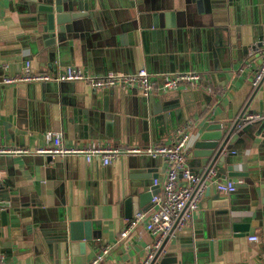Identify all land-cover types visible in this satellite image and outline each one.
<instances>
[{"label": "crops", "instance_id": "obj_1", "mask_svg": "<svg viewBox=\"0 0 264 264\" xmlns=\"http://www.w3.org/2000/svg\"><path fill=\"white\" fill-rule=\"evenodd\" d=\"M86 1L90 6L88 10L98 16L99 27H91L88 20V31L66 44L62 52L56 53L54 61H49L47 58L38 59L28 44L22 43L30 22L20 0H0V147L26 148L29 151L0 154V168L7 171L4 184L14 192L18 208L25 212L15 223L6 226L2 225L0 216V253L4 254L0 264H86L103 244H109L110 251L97 264L142 263L156 234L140 222L126 238L118 239L119 230L129 219L124 217L122 192L125 193L129 182L139 181L137 178L129 181V170L134 174L132 169H138L136 174L146 175L155 171L159 182H162L166 176V162L162 157L150 156L146 149L172 143L175 130L186 126L190 134L186 163L193 172L201 173L205 167L191 159L192 145L198 132L210 121L231 125L244 109L243 113L264 109V90L255 92L257 84L252 83L254 71L263 59L259 51L242 55L240 48L230 50L226 47L218 57L216 52L206 49V28L215 29L223 24L213 21L220 17L213 18L218 8L213 0H210L212 10L209 13L203 11L208 3L205 0H200V5L199 0H157L161 6L183 10L184 26L190 30L182 38L186 51L181 54L185 59L178 65H173L169 59L163 60V71L158 69L157 63L149 71L142 60L136 59L128 49L122 26L134 15L130 0H79L81 5ZM242 8L243 5H230L228 2V6L223 8L228 16L226 23L232 24L234 19L239 24L241 21L251 22L253 19L248 15L242 17ZM256 21V24L250 23L251 34L262 32L264 38L262 8ZM259 24L261 29L253 27ZM157 41L150 39L151 47L154 42L157 45ZM26 61L30 62L31 69L49 72L53 76L62 72L65 66L74 65L98 75L109 71L131 72L138 67H145L154 76L171 70H197L201 73V80L195 85L174 90L155 88L148 95L126 86H115L105 90L109 91L107 93L91 88L98 95L97 100H92L84 95L85 92L75 90L74 81L3 82L5 76L22 73ZM167 95L171 98L168 99ZM167 107L178 111L169 114ZM261 123L255 120L241 129L235 127L226 144L242 157L241 162L233 163V168L247 171L248 176L255 180L251 185L246 182L236 188L233 195H238L234 198L238 210L230 213L234 216L242 217L249 213L245 209L253 202L250 197L252 190L255 193L256 189V193L261 194V186H258L259 177L264 174V133L262 130L259 132ZM49 129L59 130L66 145L82 146L99 141L110 145L138 146L141 151L120 153L107 165L99 160L87 162L81 154L61 158L33 152V148L44 143V131ZM129 159L140 163L129 166ZM223 165L227 164L223 162ZM226 178L215 176L214 180ZM233 180L243 182L244 178L234 177ZM146 182L149 188L152 177H147ZM205 183L207 188L212 182L206 180ZM206 188L199 208L183 230L166 243L165 249L178 253L194 241L209 256L205 264H256L253 256L262 244L256 222H252L242 236L225 234L221 226L224 214H219L211 204L212 194L217 190L213 186L206 195ZM22 203L27 205L21 206ZM32 207L38 209L34 222L29 212ZM82 208L88 213L94 212V217L102 221L100 237L93 240V245L85 246L83 253L57 255L56 226L61 220V211ZM151 208L152 205L141 210L150 211ZM19 222L30 224L29 233L23 234ZM31 233L36 234L35 239ZM250 235H256L258 239L249 240ZM174 239L176 247L169 249Z\"/></svg>", "mask_w": 264, "mask_h": 264}, {"label": "water", "instance_id": "obj_2", "mask_svg": "<svg viewBox=\"0 0 264 264\" xmlns=\"http://www.w3.org/2000/svg\"><path fill=\"white\" fill-rule=\"evenodd\" d=\"M203 1V0H202ZM207 5H204V12H211L212 6L210 0ZM217 4V11L214 13L213 21L222 22L215 29L206 28V49L210 52H216L217 56L229 47L230 50L240 48L242 55L255 53L257 48L261 45L262 32L259 35L251 34L252 25L250 23H257L256 18L258 13H261V8L264 11V0H213ZM199 0V5H200ZM232 3L234 5H243L241 10L242 17L248 15L251 22L241 21L239 24L235 19L232 24H227L225 20L228 16L224 14L223 8ZM23 12L28 14L29 30L22 43L28 44L32 54L37 55L38 59L47 58L49 61H54L56 53L62 52L65 45L73 42L77 37H81L84 31H88L87 22L89 20L91 27H99L98 20L94 13L88 10L90 7L87 1L81 5L79 0H20ZM134 7L133 17L122 26L123 31L127 36V45L136 59L142 60V63L147 69H153L155 64H158V69L162 70L163 60L169 59L173 65H178L180 60L183 61L185 57L181 54L185 52L182 38L185 34H189L190 30L184 26L183 10L179 8H172L168 5L161 6L157 0H130ZM260 3L262 6L260 7ZM247 4V5H246ZM247 11H244V8ZM222 8V10H220ZM235 11V7H234ZM233 11V17H234ZM95 17V19H94ZM98 17V16H97ZM228 22V21H227ZM246 23V24H244ZM232 25V26H230ZM258 29L262 25H256ZM150 39H158L157 45L154 42L151 47ZM193 44H190L192 46ZM212 54V53H211ZM174 69V68H172ZM175 71V70H171ZM181 71V70H180ZM1 81V79H0ZM75 90L85 92L84 95L89 96L92 100H97L96 91H91L92 87L85 81H74ZM110 88H94L95 90H104ZM135 89L134 87H130ZM258 89L264 90V74L257 83L254 91ZM97 91V92H98ZM112 92V91H111ZM113 95V94H112ZM167 98H171L167 95ZM170 110L169 114L177 112V109L166 108ZM245 110V109H244ZM242 113L236 118L231 125H227L221 121L208 122L203 130L199 131L193 142L191 149V159L193 163H201L205 168L201 173H205L211 166L215 167V176L227 177L233 179L234 177H243V182H235L236 188L243 184L250 182V185L255 183V180L248 176L247 171L235 170L233 163L242 161L240 155L231 152L227 147V141L236 127V124ZM167 115V114H165ZM264 133V122L261 123L260 130ZM227 147V148H226ZM229 149V150H228ZM223 150H227L223 152ZM130 161L129 166L132 164H139V162ZM223 162L227 165L224 166ZM203 169V168H201ZM128 172L129 181L137 178V182H129L125 187V193L122 192V205L124 206V217L130 218L133 213L140 209H146L152 204L150 202L151 196L159 190L158 185L151 184L149 188L145 184L147 177H156V172L146 175L145 173L136 174L138 169H132ZM152 171V170H150ZM4 179L0 180V216L3 226L13 224L20 219L23 212L18 208L19 202L16 199L14 192L4 184ZM206 182V181H205ZM261 186V194L256 193V189L252 190L251 198L252 204L246 208L249 211L247 215L242 217L231 215V211L238 210L234 205V198L238 195H233L235 190L225 195L217 191L212 194L211 204L219 214H224L221 218V226L225 234H232L233 236H242L249 230L252 222H256V226L260 229L261 242L259 249L253 256L256 264H264V174L259 177L258 186ZM213 188V184L209 183L206 188L205 194L207 195ZM213 190V189H212ZM27 205L22 203L21 206ZM36 207L30 209L33 222L36 218ZM22 213V214H21ZM103 214V213H102ZM78 217V218H75ZM23 234L29 233V223L19 222ZM36 227L35 223H32ZM102 221L94 217V212L88 213L86 209L67 210L61 211V220L58 221L56 226V252L57 255H68V253H77L78 251L84 252L85 246L93 245V240L99 238L101 234ZM183 230V229H182ZM182 230L178 231L180 233ZM176 233V234H177ZM35 239L36 234L31 233ZM173 239L172 237L165 236L161 244L153 250L152 256L147 264H205L209 260L200 246L196 245L194 241L184 247V251L175 252L166 250V243ZM169 249L176 247V240H172ZM210 249H208L209 251ZM205 254V257H204ZM141 264V263H140Z\"/></svg>", "mask_w": 264, "mask_h": 264}, {"label": "built area", "instance_id": "obj_3", "mask_svg": "<svg viewBox=\"0 0 264 264\" xmlns=\"http://www.w3.org/2000/svg\"><path fill=\"white\" fill-rule=\"evenodd\" d=\"M263 59L256 67L252 83L256 85L264 74V38L257 48ZM59 81H85L94 88H110L115 86L134 87L144 95H148L155 88L174 90L180 86H191L200 82L201 73L197 70H182L151 75L145 67H138L131 72L109 71L103 75L91 74L79 66L67 65L62 72L53 76L49 72H39L31 69L30 62L26 61L24 70L20 74L3 77L5 83L18 82H47L49 80ZM259 120L264 122V109L243 113L236 129H241L246 124ZM190 134L186 126L175 130L174 141L170 144H160L146 149L147 154L153 157H162L167 166L166 176L162 182L157 177L152 179L153 185H158L159 190L154 193L150 202V211L138 210L126 221L119 230L118 239H124L129 232L138 224L143 223L145 228L156 234L153 245L148 246L147 256L141 264H147L152 256L153 250L157 248L165 236L172 237L192 218L194 212L199 208L208 180L214 182L215 189L222 194H227L236 189L233 179L215 181V167L211 166L204 174L193 172L186 163V150L188 148ZM44 143L33 148V152L47 154L52 157H61L72 154H81L87 162L99 160L103 165L110 164L120 153H137L141 151L138 146L110 145L99 141H91L82 146L66 145L62 141L59 130L49 129L44 131ZM229 150V149H228ZM227 150H223L226 152ZM231 152L235 150L230 149ZM27 153L26 148L0 147V154L4 153ZM7 171L0 168V180L4 179ZM249 240H257L256 235L248 236ZM110 251L109 244L100 246L99 251L86 264H97ZM4 254L0 253V263Z\"/></svg>", "mask_w": 264, "mask_h": 264}, {"label": "rangeland", "instance_id": "obj_4", "mask_svg": "<svg viewBox=\"0 0 264 264\" xmlns=\"http://www.w3.org/2000/svg\"><path fill=\"white\" fill-rule=\"evenodd\" d=\"M257 59V58H256ZM258 60V59H257Z\"/></svg>", "mask_w": 264, "mask_h": 264}]
</instances>
